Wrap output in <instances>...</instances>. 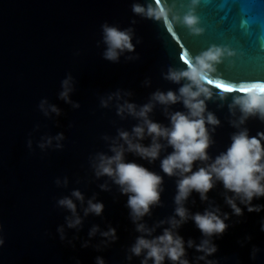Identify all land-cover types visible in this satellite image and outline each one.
Returning <instances> with one entry per match:
<instances>
[{
    "label": "clouds",
    "instance_id": "9594fccd",
    "mask_svg": "<svg viewBox=\"0 0 264 264\" xmlns=\"http://www.w3.org/2000/svg\"><path fill=\"white\" fill-rule=\"evenodd\" d=\"M199 0H191L193 8L182 18L174 15L171 7L167 5V0H149L146 5L134 3L132 12L136 15L144 16L156 21L170 22L175 19L182 22L194 33H199L202 29L199 27V18L195 14V6ZM135 23V21H133ZM104 42L107 49L104 58L112 62H118L119 56L125 50L134 51L132 44V29L120 30L115 26L103 24ZM231 56L232 52L220 46H212L201 52L194 58V62L186 64L181 69L169 68L165 79L174 83L185 81L177 92L171 90L165 92L156 91L151 96V101L137 110L133 103L125 101L117 106V114L123 116L125 112L142 121L132 128L131 133L128 131H119V137L127 145H113L111 147V156L100 153L96 157L94 164L95 174L97 177L108 176L117 184L122 194L128 196L127 206L130 209V216L133 223L136 224V231L142 233L137 237L135 243L131 246L130 252L134 256L143 255L141 264H164L165 260L171 264H190L186 258L185 241L175 229L190 218L194 221L197 228L205 237L200 244H195L193 240L187 241V247H195L197 252L202 253L198 259L204 260L207 256L213 255L217 248L211 241V237L221 235L225 232L228 225L225 220L228 215L223 214V219L218 214L219 209H206L203 213L189 214L184 207L185 201L193 191L200 194L201 200H207V193L215 186V182L223 184L227 192L233 193V196L226 197V203L231 207L233 214L236 216L243 215V210L237 205L238 199L244 204L248 212H260L264 205L252 204L253 199L264 197V133L257 136H250L247 129L240 130L233 134L231 144L226 151L217 155L211 162L205 166L199 167L193 171V164L196 161L208 162L210 157L208 149L212 140L207 125H218L219 120L211 113H206L207 99L211 98L209 88V78L216 72V65L222 62L225 54ZM71 77L62 81L64 91L60 97L67 102L70 88ZM241 86H249L247 82H242ZM130 95V93H129ZM119 97V93H116ZM203 97V99L201 98ZM111 99V96L109 97ZM169 106L178 102L182 103L187 112L175 111L169 114L170 126H163L160 123L152 121L148 114L153 110L154 104ZM46 101H42L40 108L43 110ZM233 104L239 107L241 112L240 123L243 124L249 117H257L264 121V92L259 90L248 91L233 97ZM74 107H79L74 104ZM102 107H107L106 101H101ZM52 112L59 114V110L52 106ZM47 115V112H45ZM214 131V129H213ZM145 136L151 137V143L147 146L140 143ZM106 138V137H105ZM56 140L63 139V134L56 136ZM163 139L173 151L164 157L160 162L163 173L167 176H176L179 174L177 181V194L175 196V215L170 217L167 223L170 227L165 228L163 233L151 239L154 228H148L143 223H138L146 215L150 214L151 207L158 205L160 194L162 192L163 178L157 173L150 171L146 167L135 162L125 161V151L135 153L140 158L153 162L159 158L163 145L160 140ZM49 138L47 144H51ZM41 148L45 144L40 145ZM61 147V145H57ZM66 182V181H65ZM59 183V181H57ZM106 189V185H101ZM72 196L83 202L84 197L78 190L73 191ZM58 204L67 208L74 219H69V227H77L81 224V218L76 215V205L69 197L58 201ZM104 205L99 202L88 200V207L85 209V215L89 213L97 216L101 215ZM179 217V219H176ZM161 224L165 221H161ZM98 227H93L89 235L93 236L98 231ZM264 230V225H262ZM62 232L63 229H60ZM101 235L115 241L116 230L109 228L108 231L102 232ZM63 238V237H62ZM0 244L3 240L0 239ZM85 247L87 244L84 245ZM258 249H253V258ZM131 259V257H129ZM96 264H104L101 257H97ZM207 264H213L208 261Z\"/></svg>",
    "mask_w": 264,
    "mask_h": 264
},
{
    "label": "water",
    "instance_id": "95a60500",
    "mask_svg": "<svg viewBox=\"0 0 264 264\" xmlns=\"http://www.w3.org/2000/svg\"><path fill=\"white\" fill-rule=\"evenodd\" d=\"M192 8L191 0H172L173 14L181 18ZM194 11L202 29L199 33H194L182 22L170 20L168 70L186 67L181 60L184 52L188 54L190 62H194L197 55L215 45L227 49L232 55L229 56L226 52L209 81L236 87L242 82L249 85L253 82H264V0H199ZM183 83V80L178 84L167 79L166 92L171 90L178 94ZM208 86L212 95L205 101V116L211 112L219 120V124L207 125L213 141L208 149L210 161H196L193 171L226 151L236 132L247 129L250 136L264 133V121L257 117H249L243 124L240 123L241 112L233 104V97L241 93H226L217 89L214 84ZM175 111L186 113L187 109L180 102L166 106V126H170L169 114ZM172 151L166 142V156ZM178 178L179 174L167 176L169 218L175 215L177 207L174 198L177 194ZM229 196H233V193L227 192L223 184L217 181L207 193V200H201L200 194L193 191L185 201L184 207L190 215L214 208L220 210L218 214L222 219L223 214L228 215L225 232L211 237L217 251L204 260L198 259L202 253L197 252L195 247H187L188 240L200 244L205 239L194 221L189 218L174 230L185 241L186 258L190 264H207L208 261L213 264H264V209L260 212H248L245 205L237 199L236 203L243 210V215L236 216L226 203L225 198ZM252 204L264 205V197L253 199ZM254 248L258 249L255 258Z\"/></svg>",
    "mask_w": 264,
    "mask_h": 264
},
{
    "label": "snow or ice",
    "instance_id": "6c2138e0",
    "mask_svg": "<svg viewBox=\"0 0 264 264\" xmlns=\"http://www.w3.org/2000/svg\"><path fill=\"white\" fill-rule=\"evenodd\" d=\"M181 60L183 63L185 64H189L190 63V59L189 56L186 52L183 53V55L181 56ZM209 85H213L217 88L222 90L223 92L226 93H232V92H239L241 94H245L248 91H252V90H259L264 92V82H253L251 83L249 86H241L239 85L238 87L236 86H232V85H228L225 84L223 82H213V81H209L208 82Z\"/></svg>",
    "mask_w": 264,
    "mask_h": 264
}]
</instances>
